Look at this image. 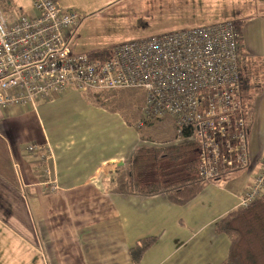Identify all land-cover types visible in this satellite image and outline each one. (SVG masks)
<instances>
[{"label": "crops", "instance_id": "1", "mask_svg": "<svg viewBox=\"0 0 264 264\" xmlns=\"http://www.w3.org/2000/svg\"><path fill=\"white\" fill-rule=\"evenodd\" d=\"M58 2L85 18L102 15L116 6L133 10L141 3L144 7L158 4L160 14L168 21L169 16L175 18L170 25L182 28L239 20L243 51L252 61L260 89L253 96L247 130L250 165L225 180L207 183L183 205L170 202L164 194L112 192L116 168L125 166L133 149L144 144L134 126L124 119L119 121L114 112L105 115V106L89 100L83 103V95L72 89L34 103L2 107L0 264L221 263L230 240L215 230V223L240 206V193L264 152V0ZM171 27L166 31H173ZM240 39L242 42L241 32ZM169 125L167 137H173L172 123ZM30 142L45 147L43 152L57 189L47 191L40 183V154L25 151ZM164 164L161 168L166 169L161 174L175 175L157 176L154 164L139 165L138 175L149 181L172 180L186 174L182 171L179 176L172 163ZM147 168L149 176L142 177ZM151 235L157 236L156 241L133 263L130 247Z\"/></svg>", "mask_w": 264, "mask_h": 264}, {"label": "built area", "instance_id": "2", "mask_svg": "<svg viewBox=\"0 0 264 264\" xmlns=\"http://www.w3.org/2000/svg\"><path fill=\"white\" fill-rule=\"evenodd\" d=\"M78 13L58 0H30V10L0 0V108L26 105L55 93L139 88L146 118L169 117L171 142H192L196 172L213 180L248 165L247 129L238 69L239 32L232 21L187 27L114 46L106 58L71 48ZM45 147L40 154L43 188H58L51 178ZM240 195L248 205L264 191V152L258 170Z\"/></svg>", "mask_w": 264, "mask_h": 264}, {"label": "trees", "instance_id": "3", "mask_svg": "<svg viewBox=\"0 0 264 264\" xmlns=\"http://www.w3.org/2000/svg\"><path fill=\"white\" fill-rule=\"evenodd\" d=\"M232 22L235 24L240 36L241 22L239 20ZM240 43L241 39L239 40L240 60L238 63V69L241 75L240 95L246 129L248 130L251 122L253 96L258 94L260 89L256 85L255 71L251 65L252 61L247 53L243 51ZM111 50L108 47H98L86 50L85 52L91 57L106 58L111 54ZM103 91L91 89L80 93L91 103L105 106L103 104ZM141 94L143 100L142 91ZM139 112L141 116L138 120L133 121L129 118H124V120L129 125L134 126L139 134L140 140L145 141L147 136L143 135L141 127L143 125H151L153 120H161L164 117L146 118L141 113L140 108ZM172 128L174 134L175 129L173 124ZM173 137L169 136L162 139L160 141L162 143L159 145H137L130 154L126 165L116 168L110 191L142 196L164 194L170 202L183 205L195 197L207 183H217L225 180L235 172L246 170L250 165V154L248 150L249 162L246 167L236 171H226L225 173H221L220 177L211 181L206 180L196 172V158L193 151V143L189 141L171 142ZM146 161H151V164H154L156 168H158V165L161 166L162 162L172 163L173 165L181 163V171L183 170L186 174L172 180L156 179L143 181L138 175V167ZM257 170L258 166L256 167ZM251 179L252 177L246 185L252 184L253 180ZM215 230L219 233L226 234L230 240L226 258L218 264H264V191L256 196L248 205H240L221 216L215 223ZM156 239L157 236L155 235L144 237L130 247L129 253L133 263H137L140 260L142 254Z\"/></svg>", "mask_w": 264, "mask_h": 264}, {"label": "rangeland", "instance_id": "4", "mask_svg": "<svg viewBox=\"0 0 264 264\" xmlns=\"http://www.w3.org/2000/svg\"><path fill=\"white\" fill-rule=\"evenodd\" d=\"M7 2H11L15 8L23 7L26 13H28L30 10V0H7ZM116 7L117 8H114L112 11L105 12L102 15L98 14L90 18L86 17L87 20H84V15L77 11L80 14H78L80 23L74 28L72 32L73 36L71 38V46L73 49L84 51L98 47H108L113 49L115 45L133 38H142L167 32L166 30H168V28L171 26L177 27H171L173 29L170 30H179L183 26L170 25V21L175 18L169 16L168 21L166 17L160 14V7L158 4L144 7L141 3L133 10L125 8L122 9L120 6ZM240 32L242 38L241 46L243 49L242 28ZM103 96V104L106 107L105 115H109L108 112H114V116L119 117V121L123 120L124 118H129L133 121L140 118L141 114L139 112V108L142 102V94L139 88L104 90ZM80 98V101H83V103L88 102V99L84 95ZM103 121L108 123L106 119H103ZM170 121L171 120L169 117H164L161 118V120H153L151 125H143L141 127V132L143 135L147 136L145 141H143L144 144H161L162 142L160 141L166 138L171 131V125H169V123H171ZM143 163L148 167L151 165V161H146ZM167 164H164L163 166H167ZM149 169L150 168H147L145 171H143L141 176L143 177L145 175L148 177ZM165 169V167L161 168V166L158 165L156 172L157 176L166 178L170 175H175L174 173L162 175L161 173H163ZM170 170L171 169L166 170V173H168ZM173 170H177L180 173L179 176L184 174L182 172L183 170L181 171V163L176 165L174 164Z\"/></svg>", "mask_w": 264, "mask_h": 264}]
</instances>
